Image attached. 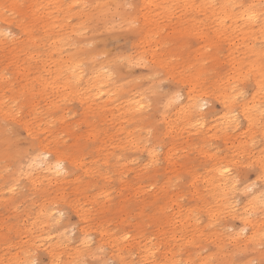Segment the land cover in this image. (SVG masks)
Wrapping results in <instances>:
<instances>
[{
	"label": "rangeland",
	"instance_id": "374dc122",
	"mask_svg": "<svg viewBox=\"0 0 264 264\" xmlns=\"http://www.w3.org/2000/svg\"><path fill=\"white\" fill-rule=\"evenodd\" d=\"M9 1L0 0L4 25L11 32L0 41V264H13L9 258L15 252L35 258V264H62L71 257L80 264H119L118 254L127 264H198L199 253L207 264H264V226L254 240H247L249 228L236 234L242 226L231 216L208 224L204 210L195 208L203 198L190 184L197 177L198 191L209 202L211 187L202 177L219 160H230L239 185L256 180L260 131L254 126L240 136L246 127L240 118V128L225 134L222 99L236 86L238 102L262 103L254 84L258 72L251 70L239 87L231 80L234 68L247 69L245 48L260 44L258 34L233 49L229 29L213 21L208 9L184 6L182 0L154 1L170 9L159 8L156 28L148 37L140 18L148 7L154 13L155 5L148 6V0H123L119 8H99L101 0H36L34 11L30 0H15V9ZM186 27L187 35L176 39ZM214 31L221 32L219 39ZM85 49L92 51L98 68L106 66V90H111L107 100L105 95L84 99L82 92L69 93L50 83L70 55L88 75L91 56ZM196 69L200 77L189 81L188 74ZM61 79L62 73L57 74L53 82ZM191 87L193 94L204 91L208 102L203 124L195 117L186 122V114L179 111ZM175 92L178 99H173ZM58 94L64 99L56 104ZM137 98L143 108L132 112L129 102ZM10 106L19 112L9 114ZM245 136L254 144L241 154L233 144ZM39 141L70 160L66 179L32 185L23 176ZM17 174V198L6 203L8 185ZM254 187L262 188L261 181ZM234 196L240 203L245 198L240 192ZM176 203L192 209L198 219L195 229L182 231L167 224L164 214ZM162 205L166 207L158 208ZM42 207L61 212L60 220L48 221L44 231L64 240L59 263L50 260L41 232L19 235L18 229ZM83 231L88 249L78 240ZM151 245L156 247L154 257L146 252Z\"/></svg>",
	"mask_w": 264,
	"mask_h": 264
},
{
	"label": "bare ground",
	"instance_id": "6f19581e",
	"mask_svg": "<svg viewBox=\"0 0 264 264\" xmlns=\"http://www.w3.org/2000/svg\"><path fill=\"white\" fill-rule=\"evenodd\" d=\"M70 1L74 3L77 0ZM154 1L155 0H148L147 5H155ZM182 1L184 6L188 5L190 8H200L202 11L208 9L210 16L212 17L211 19L223 25L225 29H229L230 33L233 34V41L231 43V47L233 49L241 44V40L244 41L245 39L255 37L257 34V39L260 40V44L252 43L246 46L245 53L247 57H249L247 61V69L241 70L239 66L234 68L231 80L234 83L233 85H237L239 87L240 83L242 85V82L240 81L245 75L250 73L251 70L254 71V73L255 71L258 72L257 77L255 73L254 84L257 91L261 93L260 99H262V103L259 101V104H256L254 100L250 99L238 102L236 96H238L240 92H236V86H230L232 94H230V91L223 94V97L226 99L222 97V94L221 97L223 98L222 104L225 108L223 117L225 121L222 122V124H224L222 126V130L225 134H228L231 130H237L240 128V118H242L246 124L245 131L241 130L239 133L240 136L246 133L248 129L251 128L252 130L254 126H256L260 131L262 141L261 148L258 150L257 156L255 157L257 165V176H255V179L261 181L262 188L254 187L256 180L239 185V173L232 172L230 160L217 161L212 165L211 169L203 174L206 176L202 177V182L211 187L209 202L207 199L204 200V193L202 192L203 195H201V192L198 191V186L196 185V181L198 180L197 177L192 178V181H190V184L193 187V193L198 195L199 198H203L201 200L202 202L195 208L204 210L208 224H215L222 217L231 216L240 222L242 226L236 234H240L244 231V229L249 228V231L245 234V239L254 240L258 235V230L264 226V0H249L246 4L244 3V0L242 2L240 0ZM122 2L123 0H101L98 2L97 6L100 8L110 5L119 8ZM141 2L143 4L146 0H141ZM16 3L17 2L15 0L9 1L10 9H15ZM173 3L175 4V2ZM60 4L58 5L59 7L62 5ZM35 6H37L36 0H30V7L32 8L31 11H34ZM1 8H3V6L0 3V21L3 22V25H0V41H2L1 39L4 38L5 35H8V33L11 34L9 27H7L8 24L4 25L6 22ZM154 8V13H157L159 8H164V10L170 9L167 4L166 6L163 4L158 6L156 4ZM148 9L151 10L150 7H148ZM149 10H147V13L141 12L140 14V18L143 21L145 29V37H148L151 31L156 28L157 22L154 17L159 14V12L157 14L148 12ZM128 21H131V19ZM187 23H189V20ZM189 25L190 26L188 27H191L193 23H190ZM188 27H186V29H179L175 38L181 39L186 36L187 32L190 30ZM214 33L217 39H219L221 32L214 31ZM201 35L202 34H200V37ZM236 41H238V43H236ZM32 43H35V41ZM84 51L87 56H91V62L87 69V72H89L88 75H86V72L82 68L81 64L78 61L76 62L72 60V56L70 55L65 58L63 64H59L57 69L59 72L55 73L51 77L53 81H56V75L62 73L63 79H61L60 83H55L53 81H50V83H52V86L56 88L62 87L66 89L69 93H73L74 91L82 92L84 99L88 98L89 100L93 97L91 100L96 101V99H102L105 95V100H107L111 97V90H106L105 80L108 76V71L104 70L106 66L101 64L102 67L98 68V64H96L93 60L92 51L89 49H85ZM230 55H232V53ZM57 70H55V72H57ZM200 74V70L196 69L194 73L188 74L189 76L187 79L189 81H194L196 78L200 77ZM45 81L46 80H44V82ZM194 84L195 82L192 83L191 86L194 87ZM193 87H191V93L188 94L186 104L180 107L179 111L186 114V122H189L192 117H195L196 120H200L201 124H203L204 110L208 102L202 94L204 91L200 94H193ZM89 90H95V92H93L92 95H88ZM25 93L27 94L29 92L25 91ZM178 97L179 94L175 92L173 99H178ZM63 99V95L58 94L56 95L55 103L57 104L58 101ZM15 100L16 98L10 100V102ZM129 105L131 106L130 108L132 112L136 107L137 109L143 108L142 101L138 98L129 102ZM14 111L15 113H18L19 108L15 110L13 106H10L8 113L14 115ZM130 134V132H127V135ZM234 142L235 141H233V143ZM235 143H237V145H235ZM235 143L233 145L240 149L238 153L244 154L247 153V148L249 149V146L254 144V140L252 137L247 139L245 136L237 139ZM38 144V149L36 148V151H34L33 154L30 156L25 154V158H27V156L28 158L23 169V176L29 180L28 183L35 185L37 182H45L46 185H48L58 181L61 182V180L66 179V172L68 170L70 160H68L66 156L57 149L50 148L48 143L39 141ZM20 176L21 175L17 174L15 179H12V182L8 185L7 190L9 191V197L4 198V202L11 203L13 202V199L17 198L15 197V186L17 185L16 180H18ZM239 192L245 194V198L241 203L239 202V199L234 196ZM169 200L172 201L173 197H169ZM164 207L166 206L162 205L158 208L164 209ZM36 212L35 218H30L29 222L25 225L23 224L24 227L18 229L20 230L19 235L23 232H29V235L35 237V232H41L40 234L50 260L59 263L60 255L58 252L59 250L65 248L64 240L61 237H53L50 232L46 233L44 231L50 223L48 221L52 220L56 222L60 220L61 212L58 211L57 213L53 209L47 210L45 207L38 208ZM191 214V208H182L180 204H177L176 208L165 213L164 217L167 224L172 225V228H181L182 231H186L188 226L195 229L198 225V219L193 218ZM192 232L197 233L196 231ZM40 234H37L36 236H39ZM81 234L82 235L78 240L83 247L88 249L87 243H89V239L86 238L85 231L81 232ZM27 235L28 234L23 237H27ZM22 241L20 242L22 243ZM28 242L29 241L26 239V243ZM132 242L134 243V241H131L127 246H130ZM136 244H139V242H136ZM152 245L149 246V248H146V252L151 253V255H149L150 257H154L153 249H156V247H152ZM33 246V244L26 245V247ZM27 257L28 258H25L24 256H21L19 252H15L9 260L12 261L13 264H31L35 260V258L29 259V255H27ZM197 257L198 264H207V260L204 258V255L199 253ZM117 258L119 264H127L124 262V258L120 254L117 255ZM7 263L9 264L8 260ZM62 264L80 263L78 262V259L71 257Z\"/></svg>",
	"mask_w": 264,
	"mask_h": 264
},
{
	"label": "snow or ice",
	"instance_id": "6c2138e0",
	"mask_svg": "<svg viewBox=\"0 0 264 264\" xmlns=\"http://www.w3.org/2000/svg\"><path fill=\"white\" fill-rule=\"evenodd\" d=\"M33 264H35V261H33Z\"/></svg>",
	"mask_w": 264,
	"mask_h": 264
}]
</instances>
